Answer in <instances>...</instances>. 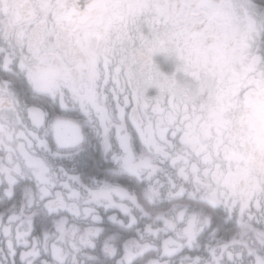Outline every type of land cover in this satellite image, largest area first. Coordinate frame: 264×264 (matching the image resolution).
Returning a JSON list of instances; mask_svg holds the SVG:
<instances>
[{
    "label": "snow or ice",
    "instance_id": "6c2138e0",
    "mask_svg": "<svg viewBox=\"0 0 264 264\" xmlns=\"http://www.w3.org/2000/svg\"><path fill=\"white\" fill-rule=\"evenodd\" d=\"M0 264H264V0H0Z\"/></svg>",
    "mask_w": 264,
    "mask_h": 264
}]
</instances>
